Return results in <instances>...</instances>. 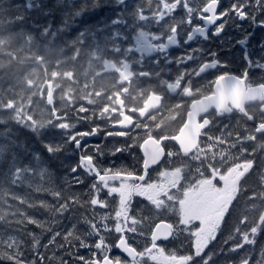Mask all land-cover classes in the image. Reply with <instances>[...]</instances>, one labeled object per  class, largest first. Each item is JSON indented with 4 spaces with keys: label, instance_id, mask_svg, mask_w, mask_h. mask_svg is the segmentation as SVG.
I'll return each mask as SVG.
<instances>
[{
    "label": "flooded vegetation",
    "instance_id": "af4514ba",
    "mask_svg": "<svg viewBox=\"0 0 264 264\" xmlns=\"http://www.w3.org/2000/svg\"><path fill=\"white\" fill-rule=\"evenodd\" d=\"M193 2L195 3L196 0H193ZM231 2L232 0H222L221 7L225 8ZM182 15L181 10H177L175 13L177 17ZM109 16L110 13L100 15L101 24ZM198 23L200 22L196 21L192 26ZM235 24H242L244 28L252 31L247 22L235 21ZM153 27L151 32H145L146 36L152 37L153 43L150 50L139 48L135 42L137 31L134 29L129 30L132 38L129 40L124 39L125 44L120 46V51L109 55L107 59L108 67L100 71L105 79L99 77L96 80L97 75H93L91 82L94 84L92 91H95V93L91 95L90 103L85 104L83 96H78L79 109L75 117L79 121L76 131L82 132L91 127L103 126L107 127L108 131L118 133L105 138V134L101 132L99 135L89 138L86 143L90 145L104 144L106 155L110 153L114 144L127 143L131 146V151L125 160L129 159L132 164L137 165L129 164L128 167L125 161V164H127L125 167L134 168L136 173L140 174L141 167L138 168V166L143 162V156L140 152L141 145L149 138L159 142L165 137H173L177 134L185 124L193 102L211 96L261 97L243 107H240L241 104L237 101L234 104L228 102L223 106L222 100H220L219 105L215 108H209L206 114L199 117V122L207 119L209 125L199 137L198 149L206 151L205 148H210L212 149V151L209 150L211 155L213 157L217 156L219 159L222 158L220 150H228L229 156L226 154L224 159L232 168L221 170L220 167H216L215 170L218 173H212L214 176L212 180H208L204 185L200 184L197 192L187 189L185 194L188 203L190 198L194 199V208H199L204 214L220 217L227 204L230 203L231 195L237 192L241 179H244L252 164L249 163L245 168H239V166L236 168L238 163L236 161L239 157L238 150L245 148L250 151V157L264 161V110L262 109L264 106V73L253 71L243 78L240 77L244 64L242 59L243 50L239 45L232 47L231 50H228L227 47L229 39L235 44V41L241 37V31L232 23L226 27L219 37H212V28H210V39L208 41H204L197 34L190 46H184L183 44L181 46L170 45L168 44V36L163 38L166 47L161 45L152 35L158 33L160 29L155 25ZM144 31L143 29L139 32ZM255 33L250 41V47L258 45L261 39H264V30L256 29ZM180 39L183 40V37H180ZM221 41L224 43H221ZM188 47H203L209 51H215L219 54L220 60L228 67L211 68L208 63L190 59L187 56L184 57V60H181L182 53L186 52ZM255 52H259L258 47L255 48ZM9 64L14 71L11 81H14L17 77L15 69L18 67V62L14 59ZM47 67L49 69L51 66ZM101 80L105 81L104 85L100 87L97 83ZM151 95L153 96L152 105L154 107L143 114L141 110L146 99ZM235 106L240 108L236 109ZM64 113L67 116L69 115L67 111ZM124 118L132 120L131 128L127 129L123 126L124 124H121ZM16 132H19V130H16ZM175 145L177 144L169 142V140L161 142V146L165 150L175 148ZM260 147H263V149L260 150ZM207 152L204 155L208 154ZM103 159L107 163V159L105 157ZM228 159L231 160L228 161ZM110 162L107 165H118L115 164V160ZM47 164L55 167V169H58L57 166H59V162L51 163L47 161ZM80 174L84 175L83 173ZM62 175L64 177L66 174L63 173ZM87 177L92 178L90 175H87ZM127 181L130 184L129 186L126 183L123 185L122 182H118L119 187L109 189L120 192L119 197L121 198L125 189L128 188L130 197L136 196L137 200L152 191L153 186L144 185L137 179ZM115 196L116 194L109 195V198L112 199ZM57 206L52 204L47 208V211L50 212L49 215L37 216L44 222V230L38 227L32 229L43 231L42 242L44 245L48 244L52 234L57 231L61 232V229L65 230L63 218L56 213ZM102 208L105 209L106 207ZM121 209L122 206L120 207L117 201L107 207V211L111 214L118 213L119 215ZM31 217L36 216L32 215ZM21 224L30 225L24 221ZM49 228L51 231H49ZM58 238L57 244L63 243L62 237L58 236ZM128 243L137 249V234L130 236ZM65 248H69V245H65ZM50 250L46 249L45 252L50 253ZM49 256L50 258L53 257L51 254ZM68 258L69 256L63 253V259L67 260ZM53 264H59V259H55Z\"/></svg>",
    "mask_w": 264,
    "mask_h": 264
},
{
    "label": "snow or ice",
    "instance_id": "6c2138e0",
    "mask_svg": "<svg viewBox=\"0 0 264 264\" xmlns=\"http://www.w3.org/2000/svg\"><path fill=\"white\" fill-rule=\"evenodd\" d=\"M30 3L33 7L29 8L31 12L35 10L42 18H51L49 24L52 25L48 29L49 32L55 30L54 17L58 12H62L65 19L63 21L64 26H67V18L70 17L73 22L77 18L85 17L87 13L94 14L96 10H101L109 5L114 9L112 17L109 19L108 24L114 28L113 39H120L125 36L124 29L131 30L133 27L142 26L145 30L136 35V45L144 50H150L152 46V37L146 36L145 32H151V28L155 25L158 26L160 31L155 36L156 40L164 45V37L168 36V44L181 46H190L194 40V37L198 34L204 41L210 39L209 29L212 28L211 36L219 37L225 31L226 27L232 23L235 27L241 31V37L232 43L231 39L228 41V50L232 47L239 45L243 50V71L240 75L241 78L247 76L250 72L258 71L264 73V39H261L258 45L250 47V41L254 37L255 30H264V0H232L227 7L222 8V0H139L137 4L130 7L128 0H82V3L77 5V0H55L52 6H47L43 0H22L21 4ZM177 10L183 12L182 16H175ZM196 21L200 23L195 24ZM235 21L247 22L248 27L252 29L249 31L244 28L242 24H235ZM85 24V21H81ZM192 26V27H187ZM74 31H81L73 29ZM183 37V40L180 39ZM221 43H224L221 41ZM259 48V52H255V48ZM187 56L190 59L204 61L209 64L211 68H227L220 58L219 54L215 51H209L203 47H188L187 51L182 53L180 59L184 60ZM56 127L62 132V139L57 141L55 139L48 140L44 144L45 151L49 156H54L65 150V148L71 144L74 145L72 149L79 153L78 160L75 164L66 165L68 172L62 177L63 183L69 187L74 185H80L84 183L85 176L90 175L94 177L93 182L88 186L89 190L95 192L97 196L104 189H107V195H112L108 191L109 188L119 187L116 178L123 179L129 177L130 179H136V170L126 167H116L114 165H106L103 157L107 154L105 148L101 144L90 145L85 142L86 137L97 136L101 132L105 134V138L117 135L118 133L108 131L107 127L95 126L89 128L87 131H74L77 127L75 123H61ZM35 131V130H34ZM123 134V133H119ZM5 146H0V152H6ZM130 152L131 146L127 143L114 144L110 150V154L115 156L123 152ZM2 163V161H0ZM18 158L13 154L11 165H17ZM33 164L35 166H33ZM47 161L39 153H32V160L20 168V171L25 174H33L37 179L41 181L37 185V189L43 188L45 182H52L54 173L47 166ZM80 173H83L82 176ZM15 178V177H14ZM103 178V179H100ZM23 180L24 176H20ZM31 183V181H28ZM50 191L59 199V194L56 189L50 188ZM128 191V189H125ZM80 193H75V199H79ZM75 199L71 203H75ZM93 205L99 204L100 207H108V200H92ZM69 202H65L66 208ZM46 202H41V206H44ZM63 215V211L59 213ZM118 215V213H117ZM107 219V217H106ZM0 221H4L0 218ZM29 224H35L38 227L43 228L44 225L41 221L29 217L26 221ZM15 223H22V221H15ZM161 224H167V221H160ZM224 223L222 218L215 220H208L206 229L202 232H194L192 227L184 229L188 233V237L194 249V252L187 255H178L176 252H169L165 254L161 249L163 247L157 244L159 240H167L169 234L162 232L158 236H150V246L145 244L144 249L138 250L131 244H128L129 237L127 231L135 232L138 235H144L142 232H138L135 228H129L125 230V234L121 235V229L115 228L117 236V242L108 243L106 237L101 232V227H97L95 223L89 226L87 233L79 232V230L73 226L67 233L55 232L48 244L43 245L45 249H48L49 245H54L55 248H65V245L71 247L65 248V254L73 257L75 264H147L150 259L154 264H217L216 257L219 254L224 253V248L221 247L219 252L213 250L205 253V249L209 243L216 240L217 234L221 232V225ZM233 230L229 232L228 236L224 238L223 243L228 244L232 241V246L228 248L229 254L235 253L244 248L245 244H254V239H250L251 236H255L259 231L264 230V222L257 221L251 223L247 217L241 215L237 220L233 222ZM95 229V230H92ZM49 231L51 229L49 228ZM103 231L112 232L110 227H103ZM93 235L97 236V241L89 243V237ZM62 237L63 243L57 244L56 238ZM197 237L199 239L197 240ZM33 245L29 249L33 253L29 259L25 252L21 249L20 242L15 239H10L6 243V250L0 253V259L12 261L13 264H53L55 259H59V264H68V261L62 257L57 258L55 252L53 257L49 258L44 253L39 251L40 242L39 239L33 237ZM78 243L79 248L89 249V256H79L78 251L72 249ZM112 248H118L130 257V260H125L120 256H111ZM136 253L135 256L129 252ZM97 253L99 255H97ZM146 258V259H145ZM196 258H199L197 261ZM251 256L246 253L241 257L239 264H250ZM227 264V260L223 262ZM254 264H264V248L261 249L260 259L256 260Z\"/></svg>",
    "mask_w": 264,
    "mask_h": 264
},
{
    "label": "trees",
    "instance_id": "16d2710c",
    "mask_svg": "<svg viewBox=\"0 0 264 264\" xmlns=\"http://www.w3.org/2000/svg\"><path fill=\"white\" fill-rule=\"evenodd\" d=\"M7 1L15 3L17 6H19V10L21 9L22 11H21V15L19 16L17 15V17H15L16 15L11 14V6H10L11 4L7 5L5 0L3 1L0 0V17H2L1 22H0V36H2L1 34L6 33V31L24 32L23 36L19 34L20 40H22L23 37L27 34H33L34 32V35H35L34 39L32 40L34 42H31L29 45L30 47H28L23 53L18 52L16 50L17 46L15 47L13 46V43H15V41H18V40H13L9 36L0 37V63H4V62L10 63L11 61H14V59L17 60L18 62L17 75H18V78L20 79L19 81L20 86L21 85L23 86V83L25 81L27 83L31 79L32 76L38 77L42 74L43 69H41L40 65L38 64L37 58H41L42 60L46 61L47 66H51V64L54 62L53 60L57 52L61 53L59 55L60 57L65 56V58H68L70 60H73V58H75L72 56V53L74 51L73 49L77 51L79 48L82 47L83 41L81 39L80 40L76 39L77 42H75L76 41L75 40L74 41L75 43L70 42L68 45V49L64 47L66 48L65 52L59 47H57V48L52 49V51H50V53L45 56L44 54H46L47 52L45 48L47 46L49 48L53 43H56V41H58L59 37H62V34H64L63 32L65 31L64 28L58 26L54 19L55 29L60 30L61 33L59 32L56 34H53V33L49 34L51 36L47 39V37L49 36L47 35L48 32L46 30L48 18L40 17L39 14L35 10H32L31 12H29L28 9L33 7L30 3L26 2L25 4H21L22 0H7ZM43 2L47 4L48 6L53 4V0H43ZM80 3H82V0H77V5H79ZM5 16H8L9 18L7 20H4ZM36 47L40 49L41 51L36 50L35 49ZM78 54L79 53L77 52V55ZM68 59L66 61H68ZM24 60L27 61L26 62L27 66L24 65L23 63ZM27 69L29 70L27 75L23 76L24 70H27ZM59 78L60 79L57 80L58 83L62 79L61 76ZM66 84L67 86L72 88L73 84L71 83V80L66 81ZM20 91L6 92L5 95L3 94V92L0 93V146H5L7 149L6 152H0V161H2V163H0V216L2 215L1 212H4V211L5 213L6 212L8 213L10 211L13 212L15 210L21 209L22 207H25L26 206L25 203H27L29 199L33 197V195H37V194H39L40 196L44 195L45 197L49 198V199H46V203L48 205H50V202L54 200L58 206H61L63 204L65 205V202L68 199H70L71 195L74 193L72 192L73 188L69 187L62 181V177H63L62 173L69 174L68 167H66V165L72 164V157L71 155L67 153V147L65 151L60 152L64 156V159L62 160V164L60 166H57L61 168L60 171H57L55 167H51L48 164L46 165L54 173V178L52 181L53 184H55L54 186L52 185V182H45L43 188L38 190L37 185H39L41 181L37 179L36 176L34 175L29 180L31 181V183H28L25 178V173L20 171V168L23 165H27L32 160V153H39L45 161H49L52 163L50 159L54 160L56 159V157L55 155L49 156V154L45 151L44 140L45 139H48V140L55 139L56 140L57 138V141H59L62 139V133L60 132L57 134L58 128L53 127L54 125H50L51 126L50 128L53 127L55 129H52V130L49 129L48 132L45 133V131L43 130H38L36 128L32 129V127H30L29 125L26 126L24 123H20L21 121H20V118L18 117V113H17L18 110L16 106L7 107V104H9L7 99H9L11 95L18 96L19 93H21ZM13 98L14 100H17V97H13ZM27 113H31V110L30 109L27 110ZM16 130H19V132H16ZM14 135H16L17 137L23 140V145H21L18 148L14 147L10 140V138L13 137ZM52 136L53 138H51ZM13 154H15L18 158V163L17 165H14V166L10 164L13 158ZM33 166L35 165L33 164ZM20 176H24V179L21 180ZM56 181H57V184H56ZM50 188H54L57 190L59 194V199H57L56 196L53 194V192L49 190ZM12 192L14 193V196L11 197V195H13ZM21 199L24 200L25 202L23 203L24 206H21L19 203V200ZM58 206L56 207V210ZM4 208L5 210H3ZM237 213H243V211H239ZM62 218H63L62 221H65V220L66 222L74 221L73 215H62ZM26 221L27 220H25L24 222L27 223ZM68 224L69 222L66 223V227ZM14 231H15L14 233L6 234L8 236L4 235L6 237L0 236V244H1L0 253H3L6 250V243L8 242V238L10 240L12 236V239L18 240L20 242L21 249L22 250L24 249L23 251H25L26 249L27 252L25 253V255L29 254V256L27 257L30 259L33 253L29 251V249L32 247V244L34 243V241L32 242V244H30V242L33 240V237L39 238L41 233L36 231V232H32L29 235L30 230L28 231V227L25 224H21ZM18 232H21V233L17 234ZM224 237L225 235L217 237L216 239L219 240L221 247H223L225 250L223 254H219L218 256L219 258L221 257V259H226L228 261L227 263L239 264L241 257L244 256L242 255V253H248L251 256L252 259L250 261V264H254L256 260L260 259L261 249L264 248V241L258 242L255 245V247L250 246V245H245L243 249L235 253L229 254L227 250L231 246L223 243ZM260 238H264V234ZM218 247L219 246H215V251L217 252H219ZM50 249H52V247H50ZM213 250L214 249H212V251ZM196 260L198 261L199 259H196ZM220 262L223 264L224 261L218 260L217 264H220ZM0 264H13V262L8 261V260L4 261L3 259H0Z\"/></svg>",
    "mask_w": 264,
    "mask_h": 264
},
{
    "label": "rangeland",
    "instance_id": "374dc122",
    "mask_svg": "<svg viewBox=\"0 0 264 264\" xmlns=\"http://www.w3.org/2000/svg\"><path fill=\"white\" fill-rule=\"evenodd\" d=\"M5 1H6L7 5L11 4L10 6H11V14L12 15H16L15 17H17V15L18 16L21 15L22 10L21 9L19 10V6H17L15 3L8 2L7 0H5ZM136 4H137V2H136ZM109 11H112V10H109ZM8 18H9L8 16H5L4 20H7ZM1 19H2V17H0V22H1ZM50 19L51 18H48V23H47L46 29H49L52 26L49 24ZM99 26L101 28V25H99ZM105 26L110 27V25L108 24V21L105 23ZM100 28L97 27V29L94 31V33L93 32L92 33L91 32L85 33L84 31H81V33L79 34V39L82 38L83 43H86L85 42L86 40H87V43H90V41H91V44H92L93 42H95L96 38H100V39L102 38V31H101L102 29H100ZM110 29H112L113 32L115 31L114 28H112V27ZM81 34L83 36H81ZM88 34H89V36H87ZM100 34H101V36H100ZM84 36H86L87 38L85 39ZM0 37H4V36H0ZM34 37H35L34 34L25 35L23 37L24 40L23 39L21 40V43L19 46H17L16 50L18 52L23 53L28 47H30L29 45L32 42V40L34 39ZM9 39H11V38H9ZM17 43H15L13 46L15 47ZM71 43H74V41ZM89 48H90V46H89ZM89 48L87 49V51H90ZM36 50H39V49L36 47ZM60 54L61 53H58V52L56 53L54 60H53L54 62L51 64V67H54V69H52L50 72H53V75H54V73H56L58 75V77L61 76V78L63 80H66L69 78L70 75L72 76V74H74L75 67L77 69V66L75 64L77 52L74 51L72 53L73 54L72 56L75 58H73V60H70V63L66 62V60L68 58H65V56L60 57L59 56ZM63 59H65L64 60V66H63V63L60 62ZM56 62H60V63H58L56 65L55 64ZM66 63L68 65H65ZM42 64H43V60L41 61V65ZM71 66H72V69H71ZM40 67H42V66H40ZM57 70H59V71H57ZM61 70H62V72H61ZM28 71H29L28 69L24 70L23 76H26ZM13 74H14L13 68H11V66L8 62L0 63V93L3 92V94H4L6 92H18L21 90L20 91L21 93H19L18 96L11 95L9 97V99H7L8 103H9V104H7V107L16 106V108L18 110V112H17L18 117L20 118V121H21L20 123H24L26 126L29 125L30 127H32V129L36 128L38 130L45 131V133L48 132V130L51 129L49 127L51 124L49 125V124H47V122H49V120L52 118V115H49L48 110H47L48 108L46 107V104H44V100H45V96H46V90L43 91V93L40 90V84L39 83H41L43 81V79H41V75L38 77L37 76L31 77L33 80V85H28L25 81L23 83V86L22 85L18 86L17 82L20 81V79L18 77H16L13 84H9L11 82ZM2 85H4V87H2ZM65 90L68 93H69V91H71L67 87H65ZM65 90H59V92H58L57 99L59 100L60 104H62L63 98L65 96ZM13 97H17V99H18L17 102H16V100H14ZM29 109L31 110V113H27V110H29ZM54 127H56V126H54ZM52 129H54V128L52 127ZM47 141H48V139H45L44 144ZM210 150H212V149H210ZM204 153H205V151H204ZM203 155H204L203 152H197L195 154V156H192V158H191V161H194V163L196 165V170H201L198 164L201 161V159L203 158ZM55 157H56V159H54V160L50 159V161L59 162V166H60L62 164V160L64 159V156L59 155L57 153V154H55ZM205 157H207V156H205ZM208 159H209V157L206 158V161H208ZM168 161H170V160H168ZM178 164H183V163L180 161V162H178ZM170 169L174 170V172H171L173 175L168 176V178L166 176H162L161 181L163 179L164 180L169 179V181H171V182L178 181L179 176H181L180 168L175 167V168H170ZM60 170H61V168L58 167L57 171H60ZM166 171H167V169H164L163 173L165 174ZM187 175H189L190 177H198V179H196L194 182H190L193 190H195L194 185L197 184L199 181H200V184L203 185V181L200 180V177L195 176L192 172H190V169L188 170ZM32 176H34V175L30 174V173L25 174V178H26L27 182L32 178ZM125 183L126 182H122L123 185H125ZM126 184H127V186L130 185L128 183H126ZM262 187H264V178L262 181ZM156 190H158V189H156ZM201 192H204V191H201ZM263 194H264V192H263ZM123 197H124V199H123L124 204L122 205L123 202L120 201V205H122L121 212H119V215L116 216L114 224L112 225L113 233H115L114 231H115L116 227H119L121 229V232H123V231L125 232V230H127L129 228L138 229L140 227L141 230H138V232H142V233H144V235H138L137 233L131 232V231H127V233H129L130 236L137 234V246H138L139 250H141V251L144 249L145 244H148V246H150L149 234H150L151 229L153 227V224L155 222L153 218L158 217V215L161 214L163 212V210L168 211V213H171V214L175 213L179 216L177 219L178 221L176 222V225L179 227L181 225L184 226V223L185 224L186 223H192L193 221H195L194 218H197V216L193 215L192 206H190V204L187 203V200L184 197H181L178 200H172V198H170L169 201H165L164 199H161L158 192L153 191L151 193L150 206H148L147 209L144 207V209H146L147 213H145V215L142 217L141 226H140V221L135 218V212L137 211V207H132V206L130 207V204L133 200L130 197L129 191H125L123 193ZM51 203L54 205H57V203L54 200H52ZM146 206H147V204H146ZM142 208H143V205H142ZM4 214H5V211L2 212V215H4ZM208 217H209V214H206L204 216V218H205L204 225L202 223L200 227L198 226L196 228V230H197L196 232H202V230H205L208 220L217 219V217H211V219H209ZM34 218L43 223L44 227L42 229H44L45 228L44 222L42 220H40L37 216ZM129 221L131 223H129ZM129 224H130V226H129ZM27 227H28V231H29V230H32L33 228L38 227V226L35 224H30V225H27ZM38 228H41V227H38ZM64 228L66 229V224H64ZM176 230L178 231L179 229H176ZM60 231H61V233H65V230H63V229H61ZM112 237H113V234H111V238ZM198 239H199V237H197V240ZM95 240H97V238ZM8 241H9V239H8ZM171 246L172 245H170V248H171ZM191 248H192V246H191ZM167 251H168L167 247H163L162 252H165V254H166ZM193 252H194V249H193ZM149 262H152L150 259L147 261V264H154V262H152V263H149Z\"/></svg>",
    "mask_w": 264,
    "mask_h": 264
},
{
    "label": "bare ground",
    "instance_id": "6f19581e",
    "mask_svg": "<svg viewBox=\"0 0 264 264\" xmlns=\"http://www.w3.org/2000/svg\"><path fill=\"white\" fill-rule=\"evenodd\" d=\"M55 3V0H53V4ZM53 4H51V5H49V6H52ZM47 5V4H46ZM48 6V5H47ZM107 13H110L109 12V10H108V6L107 7H105V8H103V9H101V10H96V12L94 13V14H92V13H87L86 15H85V17H80V18H77L76 20H75V22H73V20L70 18V17H68L67 18V26H64V24H63V21H64V19H65V17H64V15H63V13L62 12H58L57 14H56V16L54 17L55 18V21H56V24L58 25V26H60V27H62V28H64V30H62V31H64L63 33L64 34H62V37H59L58 38V41H56V43H53L49 48H48V46L45 48L46 49V51L48 52H46V54H44L45 56L47 55V54H49L50 53V51H52V49H54V47H56V46H58V47H60V49H62L64 52H65V49L67 48L68 49V45H69V43L70 42H73V41H75L76 39H78L79 38V34L81 33V31H84L85 33H92V30L94 29V27H98L99 25H101V22H100V15H102V14H107ZM82 20H84L85 21V23H86V25L85 24H82L81 23V21ZM71 25V26H70ZM99 28H100V26H99ZM61 29V28H60ZM73 29H76V30H81V31H74ZM100 29H102V28H100ZM27 30H28V28H27ZM58 30V29H57ZM102 31V30H101ZM61 33V32H60ZM94 33V32H93ZM98 33V32H97ZM5 34H7V35H5ZM19 34L21 35V36H23L24 35V32H20V31H12V32H10V31H6V33H3V34H1L2 36H9V37H11L13 40H18V41H15V43H17L16 44V46H19L20 45V43H21V40H20V36H19ZM33 34H34V32H33ZM41 35V34H40ZM47 35H49V34H47ZM97 35V34H96ZM30 36V35H29ZM51 35H49L48 37H47V39L50 37ZM55 36V35H54ZM57 36H59V35H57ZM81 36H83L82 34H81ZM80 36V37H81ZM87 36H89V34L87 35ZM100 36H101V34H100ZM31 37V36H30ZM84 37H86V36H84ZM99 37V36H98ZM94 38V37H93ZM38 39V38H37ZM82 39V38H81ZM86 39V38H85ZM92 39V38H91ZM8 40V39H7ZM24 40V39H23ZM30 40V39H29ZM80 40V39H79ZM37 41V40H36ZM85 41V40H84ZM75 42H77V40L75 41ZM74 42V43H75ZM86 43H87V40L85 41ZM15 43H13V45L15 44ZM52 43V42H51ZM94 43V42H93ZM92 43V44H93ZM37 44V43H36ZM46 44V43H45ZM78 44V43H77ZM91 44V43H90ZM37 46V45H36ZM43 46V45H42ZM45 46V45H44ZM71 46V45H70ZM69 46V47H70ZM73 46V45H72ZM80 46V45H79ZM64 47H66V48H64ZM74 47V46H73ZM75 48V47H74ZM77 48V47H76ZM36 49V48H35ZM48 49V50H47ZM40 50V49H39ZM38 50V51H39ZM74 51H75V49H73ZM41 51V50H40ZM44 51V50H43ZM69 51V50H68ZM73 51V52H74ZM91 51V50H90ZM35 52V51H34ZM37 53V52H36ZM69 53V52H68ZM9 54H10V52H9ZM73 55V54H72ZM29 57H30V55H29ZM33 57V56H32ZM69 57V56H68ZM64 60L65 59H63V60H61L60 62H62L63 63V66H64ZM26 62L27 61H23V63H24V65L26 66L27 64H26ZM33 62V61H32ZM59 62V63H60ZM67 63H70V59H68V61H66ZM37 63V62H36ZM65 64V65H68V64ZM73 65V64H72ZM62 66V67H63ZM35 67V66H34ZM70 67V66H69ZM156 67V66H155ZM60 68V67H59ZM52 69H54V67H50L49 68V70L51 71ZM71 69H72V66H71ZM70 69V70H71ZM75 69H76V67H75ZM43 71V70H42ZM57 71H59V70H57ZM143 71V70H142ZM162 71V70H161ZM16 72H17V69H16ZM61 72H62V70H61ZM38 73V72H37ZM161 74V73H160ZM17 77H18V75H17ZM143 78V77H142ZM148 78V77H147ZM156 78V77H155ZM161 79H163V78H161ZM151 80H152V78H151ZM141 81V80H140ZM154 81V80H153ZM158 81V80H157ZM162 81V80H161ZM156 82V81H155ZM14 83V81H11L9 84H13ZM20 82L18 81L17 82V85L19 86L20 84H19ZM139 83V82H138ZM141 83H143V82H141ZM154 83V82H153ZM158 83V82H157ZM156 86V85H155ZM2 87H4V85H2ZM138 91H139V88H138ZM6 93H4V95H5ZM3 95V96H4ZM8 96V95H7ZM142 96V95H141ZM142 98H144V97H142ZM260 119V118H259ZM263 119V118H262ZM46 120V119H45ZM44 120V121H45ZM259 121V120H258ZM41 123V122H40ZM47 124H48V122H47ZM50 125V124H49ZM45 127V126H44ZM49 127H51V126H49ZM54 127V126H53ZM236 128V127H235ZM243 128V127H242ZM55 129V128H54ZM51 130H52V128H51ZM241 131V130H240ZM51 132V131H50ZM57 132V131H56ZM215 132V131H214ZM242 132V131H241ZM55 133V132H54ZM218 133H219V131H218ZM232 133V132H231ZM57 134H58V132H57ZM225 134V133H224ZM232 134H234V133H232ZM60 135V134H59ZM220 135V134H219ZM243 135V134H242ZM214 136V135H213ZM223 136V135H222ZM241 136V135H240ZM221 137V136H220ZM228 137V136H227ZM51 138H53V136L51 137ZM223 138H224V136H223ZM239 138V137H238ZM236 139V138H235ZM10 140H11V143H12V145L14 146V147H16V148H18V147H20L21 145H23V140L21 139V138H19V137H17L16 135H14L13 137H11L10 138ZM56 140H57V138H56ZM236 146H237V143H236ZM231 149V148H230ZM65 150H66V148H65ZM64 150V151H65ZM237 150V149H236ZM235 151V150H234ZM8 153V152H7ZM64 153V152H63ZM59 155H62L61 153H58ZM228 156H229V154H228ZM232 157V156H231ZM231 160V159H230ZM54 181H55V179H54ZM56 184H57V181H56ZM52 185L54 186L55 184H53V182H52ZM58 186V185H57ZM13 193V192H12ZM12 196H14V193H13V195H11V197ZM24 198V197H23ZM46 199H49L48 197H45L44 195H42V196H40L39 194H37V195H33V197L32 198H30L29 199V201L27 202V203H25L24 202V200H19V203L21 204V206H24V204L23 203H25V207H20L21 209H19V210H15V211H13V212H6L4 215H1L0 217L1 218H3L4 219V221H0V236L2 237V236H4V235H6V234H9V233H14L15 231V229H17L20 225H21V223H15V221H25V220H27L29 217H31L32 215H35V216H45V215H49V213L50 212H48L47 211V208L48 207H50L51 205H52V203L50 202V200H49V202H50V205H48L47 203L44 205V206H41V202H46ZM19 205V204H18ZM3 210H5V208L3 209ZM2 213V212H1ZM50 221V220H49ZM68 221V220H67ZM68 222H70V221H68ZM68 222H66V220L64 221V224H66V223H68ZM42 229V228H41ZM41 229H34V230H30L29 231V235L32 233V232H36V231H38V232H40L41 234H42V230ZM44 230V229H43ZM6 236H8V235H6ZM6 236H4V237H6ZM11 238H12V236H11ZM2 239V238H1ZM9 239V238H8ZM5 241V240H4ZM3 242V241H2ZM3 244V243H2ZM31 244V243H30ZM30 244H29V246H30ZM1 245V244H0ZM33 245V244H32ZM24 250V249H23ZM47 250H50V246H48V249ZM25 253L27 252L26 251V249H25V251H24ZM26 256H29V254H26ZM4 261H6L5 259H3Z\"/></svg>",
    "mask_w": 264,
    "mask_h": 264
},
{
    "label": "water",
    "instance_id": "95a60500",
    "mask_svg": "<svg viewBox=\"0 0 264 264\" xmlns=\"http://www.w3.org/2000/svg\"><path fill=\"white\" fill-rule=\"evenodd\" d=\"M211 98H214V97H211ZM210 102H213V99H210L209 100V103ZM48 103H49V105H52V93H51V90L49 91V94H48ZM212 104V103H211ZM194 110L195 109H193V111H192V115L190 114V124H189V126H192V123H195V116H196V111L194 112ZM193 143H192V145H191V150L193 149ZM146 154V153H145ZM149 159H150V157L146 154V164H148V161H149ZM145 167L147 168L148 167V165H145ZM159 226H157V228L155 229L156 231H155V234L154 235H157L158 236V234H156V232H157V230H159V228H158Z\"/></svg>",
    "mask_w": 264,
    "mask_h": 264
}]
</instances>
